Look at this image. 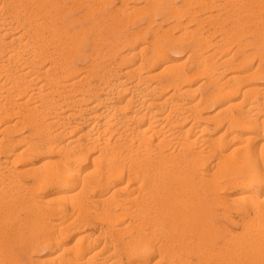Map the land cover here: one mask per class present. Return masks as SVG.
I'll list each match as a JSON object with an SVG mask.
<instances>
[{
	"label": "bare ground",
	"instance_id": "bare-ground-1",
	"mask_svg": "<svg viewBox=\"0 0 264 264\" xmlns=\"http://www.w3.org/2000/svg\"><path fill=\"white\" fill-rule=\"evenodd\" d=\"M3 1L0 0V2H1L0 3V52L2 51L4 53H6L5 52L6 48H9L8 49L9 52H8L7 58L4 57V53H1V54H3V56L0 55V76H5L4 77L5 81H4V79H2L3 81H1V82H3V83L0 82V87L3 88V86L6 87V86L10 85L7 88L8 93L5 92L4 94H5V96L7 94H8V96H10V99L8 100V102L10 104H12V106L6 107V108H8V109L5 108L6 110L1 109L2 112H0V116L3 118V116L6 117L9 115V117L12 118L13 115H11V111L18 109V107H17L13 110L12 109L14 107L13 105L16 104L17 106H24V107H26L25 105H27V108L29 111H26L27 108L25 109V111L28 112V114H27L28 117H26V115H22L21 116L22 117L21 122H28L31 124V126L34 125L33 129L37 130L40 126L38 127V125H36L35 123L37 121H39V120H37L38 119L37 115L41 114L42 111L40 110V108L42 106L41 107L38 106L39 111H41V112L38 111V108L36 106L39 102H36L37 104L35 106L33 105V107H31V106L29 107V104H30L29 102H30L31 97L34 95L35 96H41L43 98V101L40 100L41 101L40 103H43V104L45 103L47 106H48V104H52V103H50V100L45 97L48 95H46L47 92H45L44 85L48 84L47 85V87L49 86L48 89L49 90L51 89V92L52 91L54 92V90H52V89H55V92H56V89L57 90L59 89V85L61 84L60 82L62 81V78H64V77H66L65 79H68L67 81H70V82H68L69 87L74 85L75 83H78V86H76V84H75V88L76 87L78 88L80 86V90H81V92H79L80 96L78 98V101L75 102L76 104L74 107L70 106L72 104H70V105L68 104L71 102L67 103L68 107H67V105H65L67 107V110L70 108L75 109L76 105L79 101H81V102L82 101L83 102L84 101H87V102L92 101V102H91V104H89L90 106H88V107L84 106V104H83V107L84 108L86 107V109H88V111L91 112V114H89L90 117L87 118V116H88L87 115L88 113H87L86 114L87 116H84L82 118V121H80V119H77L78 122H76L74 119V121L76 123H71L72 124V125L70 124L71 128L69 127V128L65 129V130L68 129L70 132V129H73V128L76 129V127L77 128L83 127V125L87 122L88 123L87 130H85V132L83 130L84 136H88L87 138H85V140L88 139V141L86 140L87 143L86 142L85 143L80 142L81 140H79V138H80V134L82 133L81 132V133H78L79 137L76 135L77 136V137L75 136L76 138L75 137H73V138L71 137V139L68 138L69 141L67 139V141L65 143H62L60 145L56 144L55 140H49L48 141L46 139V142L47 141L50 142V143L47 142L48 144H45L46 142H44L43 144L40 142L41 144H38V142H35V140H34V142H35L34 144H32L33 143L32 142L30 144L31 146L30 145L28 146L29 143H27L26 146L24 145V147H22V149L19 150L17 148V146H15V144L12 143V142H14L13 140H12V142L11 141L8 142L6 140L8 143L5 144L4 143L5 141L3 140L5 138L0 137V152L2 150V153H3V151L6 153L4 158L0 157V176H3L5 173L4 172L5 170L2 167H7V168H11V166L13 167V165H15L17 160L20 161V160L24 159L26 157L27 153L31 154V152L29 153V150L32 151V153H33L34 151L39 152L40 150L46 151L47 149L49 150V149H52L56 146V148H54V150H55V149H57V147L60 146L59 148L62 151V155H61L62 157H60V158L58 157L59 159H55V157L54 158L48 157L44 163L47 164V166H48V164H50L49 166H52V169H51V167L50 168L47 167V169L49 171L47 172L44 170L43 174L44 175L46 174V176H42L43 174L40 175V172H39L38 173L39 178L41 176V178L44 179V181H45V178H47V177H51V176H53V178H54V176H57V178L60 177V178H62L63 182L66 185L79 188L78 194L83 193V196L86 192H89V191H92V193L95 192V191H93V189H97V190L101 189L102 194L99 192H98L99 194H97V192L90 194V192H89V194L91 195L90 197L93 199L94 203L97 204L96 206L99 208V209H97V207H96V210L99 212V210L102 209V212H101V210H100V212H101V216L103 218L97 217V216L96 217L100 218L99 220H102V219L104 220V218L107 219L106 221L108 222V224L112 222L113 223V224H111L112 227L114 226L116 220H120V222H121V219H122V222H121L122 226L118 225L120 227H117L118 221L115 224L116 227L118 228V230H116V228H115V230L118 232V234H119V230H120V233H122V234H123V232L129 233V227H131V226H133V228L134 227L138 228V230L140 229L139 231L134 230V231H136L135 232L136 235L133 234L134 236L132 238L129 237L130 238V239H128L129 241L125 240L128 238V236L127 237L125 236L126 238L123 239V241H121L122 243L126 241L125 245L123 243V246H125V247L121 246L122 243L119 245L122 248H118L119 246L116 247L117 249L113 247V249L116 250L115 251L116 253H113V251H109V249H107L108 247L106 248L107 250L105 249V251H103L104 246L100 250H98L99 248L97 249L95 247H94L95 249H93L90 241L86 242V244H85L84 242L81 241L82 239H79L81 234L78 236V239L76 240L77 242H75V245H71L72 247L70 246V248H67V246H69V245L61 246L60 241L62 239L59 240L60 236H57V237L55 236L56 238L55 237L51 238V241L53 242V244L55 246H58V247L61 246L62 247V249L59 250L58 254L55 253L57 256V259L60 258L59 264H61L62 262L64 264H144V263L146 264L147 261H149L150 259L149 260L144 259L143 256H145V254L148 253L150 250L151 251L153 250L152 248L155 245V242H153L154 245L151 243L150 240L152 238L150 239L147 237L151 233H149L148 230H146L148 232V234H147V232L143 231V230H145L143 228H145V226H148V225L151 226V224H152L151 231H155L156 227L159 228L160 226L161 227L164 226L163 228H164V230L166 229V233H167L166 240L163 239V241H165V243L163 244L160 241V243L163 246H161L158 242V244L160 246L157 247V249L159 251V252L158 251L157 252L160 253V254H158V256H161L160 261L163 260L164 258H166V257H164V255L167 252L169 255L168 260H174L177 257V260H175V261L178 264H264V242L258 241L261 238L260 236L264 237V232H263L264 228L261 231L259 230L258 233H256L255 230H253L255 234L249 232V230H248L249 237L242 238V236L240 237V233L233 232L234 229L230 230L226 225H223V223L221 225V224L216 223L215 222L216 220L214 221V218L221 214L219 209L217 210L218 204L220 202H222L221 201L222 199L220 200L221 196L219 197V195H218V191H222V189L224 187H225V189H227L226 186H229L231 184H233V186H234L237 184L236 186H240V185L245 186V189L249 188L248 190H250L253 187L252 185H254V183H255V185L256 184L260 185L259 187L264 189V160H263L264 159L263 158L264 157V141H262L261 143H258V144L255 143L256 144V145H254L255 147H253V146L250 147L248 145L250 148H246L244 145V144H246L245 142H248V141H244V143L241 141L242 143H239V145L236 144V147L234 146L233 147L234 149L233 148L231 149L232 153H227V152L225 153L224 152V148H225L224 147L225 146L224 141L225 140H226L225 142L228 141V143H226V145H227L230 143L229 141H234L236 139L234 136H237V138L239 137V139L242 138L241 135L239 136L238 134H236V132H233L234 130L232 131V129H237L239 127H241V128L248 127V128H250L249 129L250 131H251V129H254V132L256 131L255 135L256 136L258 135L257 137L262 136V135H260L261 134L260 132L263 131V129H264V115H262L264 112V109H262L263 108V103H262L263 100L262 99H264V84H262L263 86L261 85L262 87H260L259 84H257L258 87H256V84H253V82L251 81V78L254 76H257L258 74H260V72L264 73V0H244L245 1L244 4L242 3L243 1H241V2L239 1L245 7L244 8L242 4H239L240 8H242V7L244 8V12L241 9L237 8L238 5H233L232 1L228 2L229 0L228 1L224 0L225 3L221 0H220L221 2L219 1L220 3L219 2L216 3L217 1L215 2V0H197L195 2H193V0H189V1H192L193 3H196V6H198L196 8H199L197 10L192 8L193 10L190 9L192 12L188 13V15H191V17L190 16L188 17L189 18L188 20H190V22L193 21L194 23H196V25H197L196 28L200 27L205 22H207V23L209 22L210 24H212V22H214L212 25L213 26L215 25L216 29H217L216 26H220V25L227 27V25H226L227 18L226 17H228V19L232 18L233 21L235 22V23L232 22V24L234 23V28L236 25L235 30H237V31H235L234 33H232V35H230L231 36L230 37L231 42L229 40H227V42H224V39L223 40L221 39L222 37L220 38L221 40L215 41L216 42L215 50H213L210 53L208 52L209 54L204 53V50L206 49V47L204 50H203V48L205 45H209L212 43L211 38H213V36H214V35L212 36L213 33H210L211 38H209L208 35H206V37H205V35L202 34L203 32L198 33L197 34L198 36L196 35L197 38L195 37L197 42L195 41L196 43L194 44L190 54L188 55V58L186 56L187 59H185V61H182V62L179 61V63L185 62L184 66H182V64H179L177 62H173L174 61V60H172L173 58L171 59V57L166 55V52H167L166 47L168 46V42L165 43L166 42L165 40H167V38L170 37V36L169 37L167 36L168 33H166V32L170 31L169 29L171 27H173L171 24H174V26H175V24L177 26L180 25V29L183 28L181 30L182 31L181 34H183V35L185 33L189 34V32L191 34L192 33L191 31L194 30L191 27H190L191 28V30H190V28L186 24H183L182 19L180 18V16L183 15L182 12L185 10V7H184V9H182V8H180V7H182V5H181L179 7L180 12H178L179 11L177 9L178 5L175 6L174 5L175 3L173 4V0H159V1H157V0H151L150 1L149 0V2L147 0L146 5L143 8L142 7L136 8L138 5L137 6L135 5L136 6L135 8H132V7L130 8L129 4H128V5H126L128 7H126L125 5L122 6L123 9L125 6L124 10L119 5L118 9L109 10L110 13L107 12L109 14L106 16L103 14L104 11L102 12V15L99 14L97 16L96 20L95 19L93 20L92 25L88 27V30L84 29L83 30L84 32H81V30H80L79 32H81V33H76L73 35V37L71 35V38H68V36H67L66 38L69 39V41H68L69 44H65V45H68L67 47H64L65 45L63 46L64 42L61 44L59 43L60 46H57V47L58 48L61 47V49L63 51H66V54L64 53L65 56L63 54V61L61 60V61L57 62V64L60 63V64H58V66L57 65H55V66L50 65V67L47 66L48 68L46 67V70L42 69L43 68L42 67L43 66L42 60L44 58V54H41L40 51L38 50V48L40 47L39 49L43 50V49H41V47H42L41 44L45 43V39H46V33L45 32H48L46 29H48V30L50 29L52 31L50 33L55 34L54 36H56V33L61 35V32L63 33V30L66 29V28H64L65 26H63L65 24H63V25L61 24L62 27H57L56 26L57 23L55 22L57 20H55V21L52 20L51 21V22H53L52 24H51V22L48 23L46 21L47 26H42L43 24L40 22V24H42L41 26H39V24H38L39 27L37 26V27H33V28L29 29L30 33H31V37H32V38L30 37V40L33 39V37H34L35 42L40 43V41L42 39L44 41L42 43H40L39 46H37V49L34 47V45L36 43L33 44L32 47L34 48V50H33L34 54H32V55L29 54V57H28V51H29L28 48L32 45L31 44L32 42L30 43L31 45H28L29 44L28 41L30 42V40H28V23L26 25L22 24L23 30H18V26L21 25L22 17H26V19H28V14H25L27 10H24V15H22L21 9L23 8L25 3L27 6V4L29 2H28V0H10V1L6 0L7 3L5 1L4 2ZM45 1L44 0L42 1L43 5H44V3H46ZM127 1H131V0H127ZM156 1H157V3H156ZM170 1L172 3H169ZM184 1H183V4H184ZM187 1H185V4L187 3ZM189 1H188V3L192 5V3ZM20 2H23L24 4L23 3L20 4ZM31 2H33V1H31ZM53 2L54 1H52L51 3H53ZM102 2H103V0H102ZM144 2H145V0H144ZM165 2H166V4H165ZM37 3H36V5H37ZM229 3H231L233 5V7ZM245 3H246V5H245ZM228 4H229V6H231L233 8V11L231 8L232 13L229 10V11H227V15H226V13H225L226 11L223 12L225 9L222 10V8H227V7L230 8L228 6ZM21 5H22V7H21ZM78 5H79V3H78ZM171 5L172 6L174 5L175 7H172ZM26 6H24V9H27ZM37 6H35V8L38 10ZM184 6H186V5H184ZM120 8L122 9V11ZM212 8H217L216 10L219 9L218 12L217 11L215 12L216 15L214 12L209 14V12H212L211 11ZM228 8L226 10H228ZM50 9H52V8H50ZM181 9H182V12H181ZM237 9H239V10L236 14ZM168 10H170V12ZM240 10H241V12H240ZM167 11L169 12L167 14L168 18L171 17L172 19H175L176 21L174 20L175 22L171 23V24H169V22H168V24H169V26H167L168 28H164V27H162L161 24H159L158 27L164 29L163 33L157 34L159 32H156L157 30H155L154 35H153L154 37H152L153 39L151 41L146 42V43H148L147 45L143 44L142 47H139L140 45H138V43L143 39L145 34H147V31H152V29H155L153 27L151 29L150 28L151 25H153V24L156 25L155 23H157V25H158L159 22H157V20H156V15H158V16H160V14L163 15L162 13H165V12L167 13ZM202 11H203V16L201 15L198 18L197 15L199 14V12H202ZM29 12H27V13H29ZM60 12H61V10H60ZM222 12L225 13V14H222L223 16L221 15ZM228 12H230V13H228ZM38 13H40V11ZM61 13H63V11ZM61 13H60V16L63 15ZM88 13H90V10H88ZM218 13L221 17H219ZM75 15L77 16V14H75ZM139 15H141V16L143 15V18H144V16H146L145 19L147 20V23H146L147 26H142V27H138L135 29V28H133V22L136 20V18ZM216 16L219 17V20H216V18H215ZM32 17L35 18L34 16H32ZM31 18H30V20H31ZM58 19H60V18H58ZM71 19H74V18L72 17ZM166 19H167V17H166ZM69 20H70V17H69ZM39 21H40V19H39ZM71 21H73V20H71ZM71 21H69L70 24H71ZM42 22H43V20H42ZM161 22H163V21L161 20ZM231 28H233V25ZM232 30L233 29H231V31ZM226 31H228V30H226ZM231 31H229L230 34H231ZM64 32H66V31H64ZM71 32H69V33H71ZM74 32H77V31H73V33ZM73 33H71V34H73ZM86 33L88 36V40H89V36L92 35V40L90 43L92 45V47H91L92 52L90 53L92 55V58H91L92 61H91L90 65H88V63L86 64V65H88V68H90L88 71H86V74L83 72L84 74L80 75V77H82V75H83L84 78L87 80L86 82L84 81V83H83L84 79L83 80L80 78L78 80L76 78L74 79V77L76 75V70H77L76 66L77 65L76 64L74 65V63L72 62V59H73L74 54L76 53L75 52V46H77L79 43H81V41L84 40ZM190 34H189V36H190ZM9 35H10V39H7V37H9ZM172 35L173 34H171V36ZM179 35H180V33H179ZM179 35L177 36V38L182 36V35H180V36ZM224 35H223V37H225ZM246 35L251 36V38H249V37L244 38ZM62 36H63V34H62ZM62 36H59L60 39L62 38ZM56 38H58V37H56ZM60 39H58V40H60ZM185 39H187V38H185ZM215 40H217V39H215ZM56 42H57V40H56ZM44 46H45V44H44ZM137 46L140 49H138ZM212 46L213 45H211L210 47H212ZM32 47L30 49L31 51H32ZM46 47H47V45H46ZM129 47L131 48L130 51H128ZM179 47H180V45H179ZM233 47H235L234 52H233V50L231 51V49H233ZM249 47H253L256 50L252 49L250 51V50H248ZM42 48H44V47H42ZM47 49H45V50H47ZM137 49H138V51H137ZM125 50H127L128 52L126 51L127 53H125L124 52ZM59 52H62V51L60 50ZM30 53H33V52H30ZM80 53H81V51H80ZM219 53H220V55H219ZM217 54H218V56L215 57V55H217ZM256 54H257V56L260 57V58H258V60L259 59L260 60H259V65L257 64V66L255 67L254 62H253V59L255 57H253V55H256ZM107 55H108V57H105ZM52 56H54V55H52ZM131 56L132 57L138 56V57H140V60H138V62H136V65L128 66L129 68L124 69L125 71L123 70V72H125L128 75L126 77H130L129 74L131 75V73L134 74V79L129 78V79H131L130 80L131 85L129 86L127 84L128 87H126V86H124L125 84L122 85V83L126 79H124V81L123 80H117V79H119V77L116 78L115 76L118 73L117 72L118 68L116 71H114V70H115L116 66L119 64H126V65L130 64V65H132L133 62L131 61V58H132ZM192 56L194 57L195 61L191 67H188L189 68L188 69L185 64H186V61L188 59L190 60V57H192ZM210 57H212V58L213 57H215V58L220 57L222 59L220 62L230 64V66L226 65L227 67H225L226 69L228 68L231 70V73H230L229 77L227 78L228 80L226 81V83H224V82L221 83V85L220 84H214L212 86L211 90L209 92L207 91L208 93L205 96L201 95L200 98L198 96V99L189 98L190 96L187 94H190L192 91H195L194 89L191 88L190 85L192 82L191 78L193 76H195L196 74H204V75L209 74V76L211 78L210 81L216 82L215 81L216 76L214 74H212V71H211V73L208 72V67H210L211 65L209 64L210 62L208 63L207 58L210 59ZM14 58H16L17 59L16 61H19V63L22 62L21 63L22 65L18 64V65H20V67H18L17 70H15L16 68L13 69V70H15L13 72L11 69H8V66H9L8 64L11 63V62L10 63H8V62L11 59L13 61ZM101 58L102 59L105 58L103 64L100 60ZM107 58L109 60V61L107 60L108 62L106 61ZM215 58H213V61ZM183 60H184V58H183ZM210 61H212V60H210ZM218 62H219V60H218ZM14 63H15V61H14ZM104 63H106V64H104ZM54 64H56V63H54ZM214 64H216V63H214ZM161 65H163V67L160 68L162 70L161 71L159 70L157 73H155L156 72L155 69ZM212 65H213V63H212ZM218 65L220 66V64H218ZM216 66L217 65H215V67ZM77 67H80V66H77ZM82 67H83V65H82ZM84 67H86V66H84ZM223 67L224 66H222V68ZM225 68H223V70ZM209 69L211 70V68H209ZM221 69H220V71H222ZM226 69L224 70V72L225 71L227 72L228 69L227 70ZM9 70H11L12 72H10ZM120 71H121V69H120ZM216 71H218V70H216ZM220 71H219V73H220ZM213 72H214V70H213ZM40 73L44 74V76L46 77L47 84H45V83H42L43 85L37 84L38 85L37 87H35L36 85L34 84L35 86L32 87L33 88V90H32L31 87L29 86V84H27L29 82L28 77L31 75H32V77H33V75L36 77H40L39 76ZM215 74H217V73H215ZM220 74H219V77H220ZM204 75H201V76H204ZM90 78H95L94 79L95 81L93 82L91 80H88ZM70 79H72V82ZM208 79H209V77H208ZM217 79H218V77H217ZM32 80H30V83H32L34 81V80L33 81ZM74 80H76V81H74ZM151 80H156V81L154 82ZM204 80L205 79H203V81ZM150 81L154 82V84L149 85ZM127 82H129V81H127ZM57 84H59L57 86L58 88L55 87ZM65 84L63 83L62 86H64ZM121 86H123V87H121ZM27 87H28V89H31V91H33V92H30V93H32L31 94L32 96L28 95L29 98L28 97L24 98L22 96L23 98H21L19 100L20 102L19 101L17 102V100H15L18 96L15 97V99H13L14 94H18V93L22 94V92H25V89H27ZM62 88H64V87H62ZM165 88L169 89V95L167 97L165 96L166 98L164 100H162V98L157 99V98L153 97V94L155 96L157 93L163 92V89L165 91L166 90ZM49 90H46V91H49ZM71 90L72 89H70V91ZM77 90H79V88ZM2 91H3V89H2ZM27 91H29V90H27ZM72 91H74V90H72ZM238 91L240 93H243L244 96L242 95V99H243L242 102L243 103L246 102L248 104L247 105L248 109L247 110L245 109L246 112H244V111L239 112L240 114L238 113V115H235L234 112L231 113L230 107L232 106V104H231L230 100H231L232 94H234ZM57 92L59 93V92H61V90H59ZM62 92L60 93V95L62 94ZM65 92H68V91L66 90ZM74 92H71V93H74ZM122 92H125V93L130 92V93H128V95H131V96L127 97L128 99L123 98L126 101L124 103H122V101L120 100L121 94L124 95V93H122ZM28 93L26 92V94H28ZM36 93H39V94L37 95ZM75 93H78V91ZM176 94L179 95V97L177 99L174 98V96ZM250 94L251 95L255 94V96L251 97ZM60 95H59V97H60ZM63 95H64V93H63ZM157 95H159V94H157ZM185 95H187L189 97H186ZM260 95H261V98L263 97L262 99L259 98ZM49 96H51V95H49ZM76 96H78V95H76ZM64 97H65V95H64ZM123 97H125V96H123ZM176 97H177V95H176ZM33 98L37 99L38 97L37 98L33 97ZM52 98H53V95H52ZM75 99H76V97H75ZM4 100H6V99H4ZM13 100H15V102H13ZM64 101L66 102L65 98H64V100L61 99L60 104L64 105ZM70 101H72V100H70ZM169 101L171 102L170 105L168 104ZM31 102H33V99H31ZM53 103H54L53 105L59 106V109L61 110V112H62V108H63V110L66 109V108H64L65 106L64 107L61 106L62 108H60V105L57 102L56 103L53 102ZM5 104L6 103L3 102L1 105H5ZM236 104H238V103H236ZM39 105H41V104H39ZM99 105H102L101 109L99 108L98 109L99 111L95 110L97 108V106H99ZM217 105H218V108H216L217 110L215 109L216 111H213V113L214 112L215 113L211 114L210 116L206 115L207 117H205L203 119H206V118L212 119L215 124L219 123L220 121L221 122L223 121L227 125V127L225 129V126H226L225 125L224 131H219L220 135L219 134L216 135L217 137L212 135L213 136L212 137L210 135H206V133L210 132L209 131L211 129L210 127L206 126V124L198 125L197 119L205 116L204 115L205 113L204 112H203L204 114L200 113L198 116L195 115V117L193 115L196 114L200 110L205 111L206 108L210 109L211 107L217 106ZM147 106H150V108H152V109H147ZM50 107H52V106L50 105ZM50 107H48V108H50ZM181 107L187 108L189 110L188 111L189 113L192 112L191 114H193V112H194V114L192 116H193V120H196V121L189 119L191 116L187 115V111L185 108H184V110H185L186 114L184 116H182V118H179L178 110L182 111V109H180ZM239 107H241V106H239ZM36 108H37V110H36ZM55 108H57V106H55ZM77 109H78V113H81V111L79 112V107ZM83 109L80 107V110H83ZM42 110H43V108H42ZM15 111L17 112V110H15ZM20 111H18V112H20ZM25 111H22L21 113H23ZM37 111L39 112V114ZM44 111L45 110H43V113H45ZM49 111H51V110H49ZM55 111H58V110L55 109ZM250 111L251 112L253 111L252 112L253 114ZM1 113H2V115H1ZM17 113H15V115ZM66 113H68V112H66ZM69 113H70V115H73V112H69ZM78 113H76V114H78ZM46 114H47V112H46ZM74 114H75V111H74ZM181 114H182V112H181ZM18 115H20V114H18ZM65 115H67V114L64 113V116H62V118L68 116V115L67 116H65ZM174 115H175V118H174ZM40 116H42V115H39V117ZM44 116H46V115L44 114ZM1 117H0V121H1ZM54 117H56V116H54ZM16 119H19V118H16ZM57 119L58 118H56V120ZM182 119H184L183 122L187 119L191 120L193 122L189 121L191 123L188 122V124H186L185 122H187V121H185L184 123H182V121H181ZM51 120L50 121L53 122L55 120V118H53ZM61 120H59L57 122L61 123L60 122ZM200 120H202V119H200ZM16 121L20 122V120H16ZM54 122H56V121H54ZM62 122H64V121H62ZM179 122H181V125H179L180 124ZM221 122H220V125L222 124ZM47 123H48V121H47ZM69 123L70 122H68L67 125H69ZM206 123H207V121H206ZM3 125H4V123H3ZM203 125H205V126H203ZM223 125L224 124H222L221 126H223ZM13 126L14 125H8V127H6V125H5V128H7V132H8V130H10V127L12 128ZM20 126H18V127H20ZM23 126H24V124H23ZM41 126L45 128V126H43V125H41ZM65 126H66V124H64L63 128H65ZM215 126L216 125H214V127ZM15 127H13V128H15ZM18 127H17V129H18ZM40 128L38 131L42 130ZM47 128H48V126H47ZM74 129H73V131L71 130L72 133L75 131ZM239 129H237V130H239ZM4 130H3V132H4ZM65 130H63V131H65ZM244 130H246V129H244ZM55 131L58 133L57 130H55ZM43 132H45V131H43ZM51 132H49V133H51ZM59 132H60V130H59ZM69 132H65L66 133L65 135H67V133H69ZM252 132H253V130H252ZM4 133H6V131ZM40 133H41V135L40 134L39 135L41 136V138H42V136L43 137L46 136L45 138H49V135L47 136L45 133H42V132H40ZM47 133H48V131H47ZM60 133L62 135L64 132H60ZM69 134H71V133H69ZM211 134H212V132H211ZM55 135L58 136V134H56V133L54 134V136L51 134L52 137H56ZM82 135H83V133H82ZM242 135H243L242 139H246V140H249L252 136V134H250L251 136L249 135L250 137L248 135H246L247 137H244L245 136L244 134H242ZM255 135L253 134V137L251 139L253 140L255 138V141H256L257 138ZM1 136H3V135H1ZM1 138H2V140H1ZM20 140L22 141L21 138H20ZM58 140H60V139H58ZM18 141H19V139H18ZM43 141H44V139H43ZM61 141L62 140H60V142ZM56 142H58V141H56ZM240 144H243L244 146H242ZM250 145H251V142H250ZM241 147H245L246 149L244 150V148H241ZM28 148H30V149H28ZM240 148L242 150H244L243 155L241 154L242 151L241 152L239 151L240 154L237 151V153H238L237 156L240 155V157L239 158L234 157L236 155V154L234 155V152L238 149L240 150ZM52 150H51V153H52ZM231 150H229V151L231 152ZM216 153L218 154L217 159L214 156V154H216ZM207 156H209V159H211V161H212V158H210V156L211 157L214 156L215 159L214 158L213 159L216 162L214 160L212 162L209 160L211 162V165H209ZM255 157H256L257 161H258V159L259 160L261 159V162H259L258 164L253 166V165L249 164V162L251 163V160L255 159ZM89 158L92 159L89 166L83 170H80L81 163L83 161L88 160ZM231 158H233V159L231 160ZM200 162H202L201 165H199ZM213 162H215V163H213ZM42 166L45 167V165H43V164H42ZM1 168H2V170H1ZM15 168L13 167V169L12 168L11 169L14 170V172H17V169L15 170ZM33 168L32 169L30 168L31 171H33ZM213 169H214V172H213ZM34 170H35V168H34ZM41 170H42V168H41ZM219 170H220L221 174H220ZM9 171H7V173ZM24 171L27 172V170H24ZM36 171H34V172H36ZM12 172L13 171H11L10 175H8L9 173L8 174L5 173V175H8L7 176L8 179L6 180V182L0 181V200L2 199V201H0V202L7 200V201H9V202H7V205L9 206V208L13 207V209H14L17 207V203H15V201H13L11 197H14V195L16 197L19 194H16V192H15L16 190L14 189L15 188L14 186H13L14 188H12V189H14L13 192H11V189H10L11 185L9 184L10 188L8 186V183H10V182L13 183L14 179H15V181L17 180L16 179L17 174L14 176V174H13L14 172L13 173ZM217 172L219 174H216ZM216 175H218V177ZM214 176L217 178L220 177V180H222V179H224V180H222V182H221L220 180L215 179ZM3 177L5 178V176H3ZM41 178L38 179V181L40 182V185H42L41 182H43V180L41 181ZM38 181H37V183H39ZM220 182H221V185H220ZM17 183L15 182L13 184H17ZM44 184L45 183H43V185ZM25 186H27V185H25ZM220 186L222 188L219 190ZM28 187L30 188V186H28ZM38 187H40V186H38ZM111 187H113V188H111ZM230 188H231V186H230ZM261 188H259V190H255V189L252 190L251 192L253 194L247 193V194H245L244 197L247 196L246 199H248V197L256 199L255 197L259 196V198H260V196H261L260 194L262 193V190H260ZM26 189L27 188H25V190ZM30 189H32V188H30ZM245 189H244V192H245ZM23 192H20V193L23 194ZM219 194H221V193L219 192ZM63 195L64 194H62V196ZM223 196L227 197L225 194ZM64 197L65 198L71 197L70 199H72V197H74V195L68 194V196L64 195L61 198H64ZM87 197H88V194H87ZM87 197H86V199H87ZM244 197H240L239 199L240 200H241V198L244 199ZM24 198H23V200H24ZM232 198H234V196ZM232 198H230V200ZM237 198L235 200H237ZM9 199H11V200H9ZM39 199H41V198H39ZM262 199H264V196ZM19 200L21 201V199H19ZM58 200H59V198H58ZM61 201H62V199H61ZM249 201H251V200H249ZM262 201L264 202V200H262ZM217 202H218V204H217ZM253 202H256V201L253 200ZM5 204H2V205L4 206ZM30 204H29V206H30ZM68 204L70 206V203H68ZM216 204H217V206H215ZM228 204H230V202H228ZM233 204H235V203H233ZM261 204L262 203L260 202L258 205L260 206ZM25 205H26V203H25ZM37 205H38V203H37ZM219 205L221 206V204H219ZM254 205H255V203H254ZM0 206H1V204H0ZM8 206H7V208H8ZM222 206H225V205L222 204ZM259 206H257L256 209L259 208ZM263 206L261 205L262 210H260V208H261L260 207L259 209H257L258 210L257 212L255 211L256 209L254 207L250 206L251 209L249 211L247 210L248 212L246 213L247 218H245V216L243 215L239 218L240 221H236L238 217L236 219H232L230 221L232 223L239 224L242 221V219H244L242 222V223H244V225L242 227L247 231V229H249L253 225L260 223V221H264V208H263ZM74 207H75V203H74ZM74 207H73V210H74ZM225 207L228 208L227 206H225ZM225 207H223V208H225ZM7 208L5 211L8 210ZM70 208H72V206ZM234 208L236 210V207H234ZM241 208H243V207H241ZM252 209H255V210L253 211ZM1 210H2V208H0V219H1V222H3L2 216H4V213H6V212L1 211ZM3 210H4V207H3ZM231 210H233V209H231ZM251 210L253 212H250ZM79 211H80V209H79ZM13 212L14 211H12V213ZM17 213H18V211H17ZM76 213H78V210L76 211ZM223 213H224V215L226 214L225 211H223ZM60 214H62V213H60ZM9 215H11V214H9ZM224 215H222V216L220 215V216L224 217ZM9 217H11V216H9ZM29 217H30V215H29ZM62 218H64V217L62 216ZM37 220H38V223L41 222V221L39 222V219H37ZM23 221H24V219H23ZM109 221H111V222H109ZM7 222H9V221H7ZM34 222H35V219H34ZM46 222L49 223V221H45V223ZM57 222H59V221H57ZM63 222L65 225V221H63ZM18 223H21V222H18ZM45 223H44V225H45ZM59 223H61V222H59ZM3 224H4V222H3ZM3 224H0V236H1L0 237V255L3 253H6L7 255H5V256L8 257V255H9V257H8L9 259L7 258L8 259L7 262H6V260H4L5 261L4 262L3 261L4 258L1 257L2 260H0V261H2V263L4 262V264L5 263L6 264H17L13 260L14 258L12 255H13V253H15L17 251L16 248L18 245L17 244L18 241L22 242L23 239L25 240L26 236L28 237V233H25V229H24L25 227H23V226H26V224L25 225L23 224V226L22 225L19 226V225H17V223H15L19 227H14V228H12V227L10 228L9 227L10 225L8 226V224H4V225ZM118 224H120V223L118 222ZM1 225L3 227H1ZM233 225H235V224H233ZM21 226L23 228H21ZM52 226H53V224H52ZM44 227H46V226H44ZM47 227L50 228V226H48V225H47ZM69 227L68 228L66 227V228L69 230ZM59 228H60V225H59ZM66 228H65V230H67ZM104 228H106V227H104ZM257 228H259V227H257ZM100 229H102V228H100ZM113 229H114V227H113ZM126 229L128 231L125 232ZM68 230H67V232H68ZM131 230H132V228L130 229V231ZM71 231L72 230H70L69 234H71ZM100 231H102V230H100ZM112 231L115 232L116 236L118 235V234H116L117 233L116 231H114V230H112ZM112 231H110V229L108 230V232H112ZM156 231H157V229H156ZM160 231H159V233H160ZM251 231H252V228H251ZM105 232L104 233L107 234V231H105ZM100 233H102V232H100ZM153 233H152V235H153ZM250 233L252 235H250ZM25 234H27V235H25ZM55 234H58V232L56 233V231H55ZM46 235H48V234H46ZM102 235H104V234H102ZM162 235H163V233H162ZM97 236H98V234H97ZM145 236H146V239L143 238ZM157 236H159V235H157ZM257 236L260 237L258 240H257V238H258ZM30 237H32V236H30ZM62 237H63V235H62ZM104 237H106V235H104ZM107 237L109 238V236H107ZM151 237H153V236H151ZM222 238H224L225 241H223L221 243ZM27 239L28 238H26V240ZM32 239L29 242H32ZM49 239H47V240H49ZM143 239H145V240H143ZM147 239H148V241H146ZM105 240L107 241L108 239L106 238ZM110 240H111V238H110ZM38 241H40V240H38ZM79 241H81V242H79ZM142 241H145V242H142ZM24 242H22V243H24V245L26 247L27 242L26 241H24ZM35 242H37V240H35ZM110 242L112 243V241H110ZM148 242H150L151 244ZM37 244H39V243L37 242ZM158 244H156V245H158ZM106 245L107 244H105V246ZM108 245H109V243H108ZM25 247H24V250H25ZM27 247L29 248V246H27ZM44 247H45V245H44ZM101 247H102V245H101ZM259 247H261L262 250H259L258 249ZM21 248H23V246H21ZM91 248H92L93 253L91 252L92 254L89 255L86 252H87V250H89ZM155 248H156V246H155ZM15 249H16V251H15ZM157 249H155V250H157ZM257 249L259 251H257ZM192 251H193V254L195 255V258H194L195 260L192 258L193 254H190L191 256L188 254ZM111 252L113 253L114 256H112ZM153 254H154V252H153ZM96 255H97L98 259H97ZM124 256H126V259H124L125 258ZM29 257H31V256H29ZM32 257H33V255H32ZM109 257H112L114 260L112 258H109ZM94 258H96L97 260ZM108 258L111 260V262H109V263H108V260H109ZM146 258H148V256ZM30 259L32 260V258H30ZM45 259H43V260H45ZM154 261L159 262V261H157L156 258ZM171 262H173V261H171ZM154 264H155V262H154ZM170 264H173V263H170Z\"/></svg>",
	"mask_w": 264,
	"mask_h": 264
},
{
	"label": "rangeland",
	"instance_id": "rangeland-1",
	"mask_svg": "<svg viewBox=\"0 0 264 264\" xmlns=\"http://www.w3.org/2000/svg\"><path fill=\"white\" fill-rule=\"evenodd\" d=\"M1 1H3V0H1ZM6 3H7V1L6 0H4ZM3 1V2H4ZM10 1V0H9ZM8 1V2H9ZM31 1H33V2H31ZM43 0H28V4H27V6H26V3L24 4L23 2H20V4L21 3H23L24 4V6H26V8L27 9H24V6H23V10L21 9V13H22V15H24V10H27L26 11V13L25 14H28V19H26V17H22V19H21V25H19L18 26V30H23V25H26L27 23H28V40H30V37H31V33H30V30L29 29H31V28H33V27H37L38 26V24H39V26H41L42 24V26H47L46 25V23L48 22V23H50L52 20L53 21H55V20H57V21H55L56 23V26L57 27H62V25L63 24H65V25H63V26H65L64 28H66L65 30H63V33L61 32V35L60 34H57L56 33V36H54L55 34H51L50 32H52L50 29L48 30V29H46L48 32H45L46 33V39H45V43H42L44 40L42 39L41 41H40V43H42L41 44V46L42 47H44V48H42L41 47V49H43V50H40L39 48H38V50L40 51V53L41 54H44V58H43V70H46V67L47 66H49L50 67V65H53V66H55V65H57L58 66V64H60V63H58L57 64V62H59V61H63V54L65 53L66 54V51H63L62 49H61V47H57V46H60V44L61 43H63L64 42V44H63V46L65 45V44H69V39H67L66 37L68 36V38H71V35H72V37H73V35L74 34H76V33H81V32H84L83 30L84 29H87L88 30V27L89 26H91L92 25V22H93V20L95 19L96 20V18H97V16L100 14V15H102V12H103V14L106 16V15H108L110 12H109V10H114V9H118L119 8V5H120V7H122L123 5H128L129 4V7L131 8H135L137 5L139 6H137L136 8H140V7H144L145 5H146V2H147V0H145V2H144V0H131V1H127V0H103V2H102V0H44L46 3H44V5H43V2H42ZM50 1V2H49ZM52 1H54L53 3H51ZM110 1V2H109ZM151 1V0H150ZM157 1H159V0H157ZM157 1H156V3H157ZM183 1L184 0H173V4L176 6V5H178L176 8L179 10L180 8H182V9H184V7H185V10L182 12V9H181V12H182V14L183 15H181L180 16V18L182 19V22H183V24H186L189 28L191 27L192 29H194V30H192L191 32V34H190V32H189V34H190V36H189V34H187V33H185L184 35L183 34H181L182 33V29L183 28H181L180 29V25H176L175 24V26H174V24H171V23H174L176 20L175 19H172L170 16V18H168V16H167V14L170 12V10H168L167 11V13L165 12V13H162L163 15H161L160 14V16H158V15H156V20H157V22H159L158 23V25H157V23H155L156 25H151V29H152V27L153 28H155V29H152V31H147V34H145V36L143 37V39L138 43V45H140L139 47H142L143 46V44L145 45H147L148 43H146V42H148V41H151L153 38L152 37H154L153 35H154V32H155V30H157L156 32H159V33H157V34H161V33H163V28H160V27H158L159 26V24H161L162 25V27H164V28H168L167 26H169V24H171L173 27H171L169 30L170 31H167L166 33H168L167 34V36L169 37V38H167V40H165L166 42L165 43H167L168 42V46L166 47V55H168L169 57H171V59L172 60H174L173 62H177V63H179V61H185V59H187L188 58V55L190 54V52H191V50H192V48H193V46H194V44L197 42L196 41V38H197V34L198 33H202L203 35H205V37H206V35H208L209 36V38H211V34L210 33H213L212 34V36H213V38H211L212 39V43L211 44H209L210 46L211 45H213L212 47H210L209 45H203L204 46V48H203V50L205 49V47H206V49L204 50V53H210V52H212L213 50H215V47H216V42L215 41H218V40H223L224 39V42H227V40H229L230 42H231V39H230V35H232V33H234L235 31H237V30H235L236 29V25H235V28H234V21H233V19L232 18H230V19H228V17H226L227 18V20H226V25H227V27L226 26H223V25H220V26H216L217 27V29L215 28V25L213 26L212 24L214 23V22H212V24H210L209 22L207 23V22H205V23H203L200 27H197L196 28V23H194L193 21H191L190 22V20H188L189 18V16L191 17V15H188V13L189 12H192L191 10H193V9H199V8H196V7H198V6H196V3H193V2H195V1H197V0H193V2L192 1H189V2H191L192 3V5L191 4H189L188 3V1L187 0H185V1H187V3L185 4V1H184V4H183ZM217 1V2H216ZM220 0H215V2L216 3H218ZM221 1H223L224 2V0H221ZM220 1V2H221ZM228 1V0H227ZM226 1V2H227ZM232 1V3H233V5H238V7L237 8H239V9H241L243 12H244V0H229L228 2H231ZM236 1V2H235ZM241 1H243L242 3H240ZM37 3V5L39 6H37L36 5V3ZM95 2V3H94ZM148 2H149V0H148ZM181 2V3H180ZM219 2V3H220ZM222 2V3H223ZM1 3V2H0ZM56 3V4H55ZM78 3H79V5H78ZM98 5H97V4ZM121 3V4H120ZM127 3V4H126ZM169 3H172L171 1L169 2ZM225 3V2H224ZM235 3V4H234ZM22 4V5H23ZM101 4V5H100ZM116 4V5H115ZM134 4V5H133ZM142 4V5H141ZM165 4H166V2H165ZM189 4V5H188ZM229 4H231V3H229ZM229 4H228V6H229ZM239 4H242L243 5V7L242 8H240V5ZM22 5H21V7H22ZM96 5V6H95ZM136 5V6H135ZM172 6V7H175V6ZM182 5V7H180ZM184 5H188L187 7L186 6H184ZM232 5V4H231ZM233 5H232V7H233ZM241 5V6H242ZM245 5H246V3H245ZM35 6H37V8H38V10L35 8ZM49 6V7H48ZM63 6V7H62ZM125 6H124V9H125ZM166 6V5H165ZM48 7V8H47ZM69 7V8H68ZM115 7V8H114ZM117 7V8H116ZM126 7H128V6H126ZM180 7V8H179ZM230 8H228V10H226L227 8H222V10L223 9H225L223 12H225L226 13V15H227V11H231V6H229ZM50 8H52V9H50ZM60 8V9H59ZM193 8V9H192ZM36 9V10H35ZM121 9V8H120ZM122 9H123V7H122ZM122 9H121V11H122ZM123 9V10H124ZM191 9V10H190ZM217 8H212V12H209V14L210 13H215L216 11L218 12L219 11V9L218 10H216ZM236 9V8H235ZM239 9H237V11H236V14H237V12H238V10ZM60 10H61V12L63 11V13H61L60 12ZM88 10H90V13H88ZM188 10V11H187ZM214 10V11H213ZM241 10H240V12H241ZM23 11V12H22ZM30 11V12H29ZM40 11V13H38ZM163 11V10H162ZM232 11H233V8H232ZM232 11H231V13H232ZM27 12H29V13H27ZM32 12V13H31ZM44 12V13H43ZM58 12V13H57ZM65 12V13H64ZM107 12H109V13H107ZM178 12H180V10L178 11ZM221 13V15L222 14H225V13ZM242 12V13H243ZM34 13V14H33ZM36 13V14H35ZM60 13L61 14H63L62 16H60ZM185 13V14H184ZM228 13H230V12H228ZM75 14H77V16L75 15ZM36 15V16H35ZM81 15V16H80ZM170 15V14H169ZM180 15V14H179ZM188 15V16H187ZM203 16V11L202 12H199V14L197 15V17L199 18L200 16ZM215 15H216V13H215ZM218 15H219V13H218ZM225 15V16H226ZM26 16V15H25ZM32 16H34L35 18H31ZM38 16V17H37ZM60 16V17H59ZM80 16V17H79ZM85 16V17H84ZM140 16V17H139ZM137 18H136V20L133 22V28H138V27H142V26H147V20L145 19V17L146 16H144V18H143V15L141 16V15H139ZM223 16V15H222ZM69 17H70V20H69ZM74 18V19H71V18ZM166 17H167V19H166ZM219 17H221L220 15H219ZM219 17H215L216 18V20H219ZM233 17V16H232ZM30 18H31V20L33 21H31L30 20ZM58 18H60V19H58ZM78 18V19H77ZM164 20H163V19ZM223 18V17H222ZM39 19H40V21H39ZM141 19V20H140ZM29 20V21H28ZM42 20H43V22H42ZM71 20H73V21H71ZM161 20L163 21V22H161ZM175 20V21H174ZM215 20V19H214ZM36 21V22H35ZM47 21V22H46ZM69 21H71V24L69 23ZM230 21V22H229ZM35 22V23H34ZM40 22L42 23V24H40ZM73 22V23H72ZM168 22H169V24H168ZM185 22V23H184ZM187 22V23H186ZM232 22H234L233 24H232ZM53 22H51V24H52ZM23 24V25H22ZM33 24V25H32ZM62 24V25H61ZM70 24V25H69ZM192 24V25H191ZM69 25V26H68ZM190 25V26H189ZM195 25V26H194ZM211 25V26H210ZM232 25H233V28H231L232 27ZM38 26V27H39ZM67 26V27H66ZM185 26V25H184ZM203 26V27H202ZM80 27V28H79ZM158 27V28H157ZM194 27V28H193ZM225 27V28H224ZM71 28V29H70ZM191 28H190V30H191ZM215 28V29H214ZM75 29V30H74ZM150 29V30H151ZM221 29V30H220ZM230 29V30H229ZM231 29H233L232 31H231ZM81 30V32H79ZM172 30V31H171ZM189 30V29H188ZM189 30V31H190ZM199 30V31H198ZM202 30V31H201ZM226 30H228V31H226ZM64 31H66V32H64ZM72 31V32H71ZM73 31H77V32H74L73 33ZM181 31V32H180ZM208 31V32H207ZM218 33H217V32ZM220 31V32H219ZM229 31H231V34H230V32ZM69 32H71V33H73V34H71V33H69ZM207 32V33H206ZM216 32V33H215ZM225 32V33H224ZM229 32V33H228ZM69 33V34H68ZM173 34L172 36H171V34ZM178 33V34H177ZM179 33H180V35H182L181 37H179V38H177V36L179 35ZM228 35H227V34ZM62 34H63V36H62ZM67 34V35H66ZM170 34V35H169ZM176 34V35H175ZM220 34V35H219ZM225 34V35H224ZM62 36V38L64 39H60V37L59 36ZM179 35V36H180ZM188 35V36H187ZM192 35V36H191ZM195 35V36H194ZM197 35V36H196ZM218 35V36H217ZM223 35L225 36V37H223ZM48 36V37H47ZM184 36V37H183ZM220 36V37H219ZM56 37H58V38H56ZM190 37V38H189ZM196 37V38H195ZM222 37V38H221ZM227 37V38H226ZM251 38V36H249V35H246L244 38ZM32 38V37H31ZM86 38V39H85ZM185 38H187V39H185ZM221 38V39H220ZM226 38V39H225ZM7 39H10V35H9V37H7ZM34 37H33V39H31L30 40V42L28 41V45H31L29 48H28V57H29V54L30 55H32V54H34V48L32 47L33 46V44H35L34 45V47L37 49V46H39V44L40 43H38V42H35L34 41ZM58 39H60V40H58ZM150 39V40H149ZM166 39V38H165ZM185 39V40H184ZM215 39H217V40H215ZM55 40V41H54ZM56 40H57V42H56ZM91 40H92V35H90L89 36V40H88V36H87V33H86V35H85V37H84V40L83 41H81V43H79L77 46H75V54H74V56H73V59H72V62L74 63V65L76 64L77 66H80V67H77L76 66V75H75V77H74V79L76 78L77 80L80 78V79H84L83 80V83H84V81L86 82L87 80L84 78V76L82 75V77H80V75L81 74H86V71H88L90 68H88V65H90V63H91V61H92V55L90 54L91 52H92V45L90 44L91 43ZM226 40V41H225ZM48 41V42H47ZM196 41V42H195ZM32 42V43H31ZM47 42V43H46ZM84 42V43H83ZM31 43V44H30ZM53 45H52V44ZM56 43V44H55ZM59 45H58V44ZM44 44H45V46H44ZM46 45H47V47H46ZM83 45V46H82ZM179 45H180V47H179ZM55 46V47H54ZM68 45H65L64 47H67ZM172 46V47H171ZM31 47H32V51L30 50L31 49ZM46 47V48H45ZM53 47V48H52ZM57 47V48H56ZM138 46H137V48L138 49H140ZM171 47V48H170ZM48 48V49H47ZM184 48V49H183ZM234 48L235 47H233V49H231V51L233 50V52H234ZM9 48H6L5 49V52L6 53H4V52H0V55H2L3 56V54H1V53H4V57H6L7 58V55H8V52H9V50H8ZM45 49H47V50H45ZM77 49V50H76ZM130 47H129V50L128 51H130ZM138 49H137V51H138ZM252 49H254V50H256L255 48H253V47H249L248 48V50H252ZM62 51V52H59V51ZM190 50V51H189ZM4 51V50H3ZM43 53H42V52ZM57 51V52H56ZM80 51H81V53H80ZM127 50H125L124 52L125 53H127L126 52ZM230 51V52H231ZM30 52H33V53H30ZM49 52V53H48ZM147 52V51H146ZM186 52V53H185ZM46 53V54H45ZM58 53V54H57ZM87 53V54H86ZM208 53V54H209ZM54 55V56H52V55ZM65 54H64V56H65ZM46 55V56H45ZM52 57H51V56ZM219 55H220V53H219ZM91 56V57H90ZM186 56H187V58H186ZM216 56H218V54L217 55H215V57ZM239 56V55H238ZM3 57V58H4ZM55 57V58H54ZM61 57V58H60ZM105 57H108V55L107 56H105ZM132 57V56H131ZM137 57V58H136ZM134 56V57H132L131 58V61L133 62L132 63V65H130V64H128V65H126V64H119V65H117L116 66V68H115V70L114 71H116L117 70V68H118V73H117V75L115 76L116 78H118L119 77V79H117V80H123L124 81V79H126L123 83H122V85H124V86H126V87H128L127 86V84L130 86L131 85V79H129V78H132V79H134V74L133 73H131V75L129 74V76L130 77H126V76H128L125 72H123V70L124 69H126V68H129L128 66H133V65H136V62H138V60H140V57H138V56ZM215 57H213V58H215ZM253 57H255L254 59H253V62H254V65H255V67L257 66V64L259 65V60H258V58H260L259 56H257V54L256 55H253ZM54 58V59H53ZM139 58V59H138ZM183 58H184V60H183ZM213 58L212 57H210V59L209 58H207V61H208V63L211 65L210 67H208V72H210L211 73V71H212V74H214L215 76H216V78H215V81L216 82H211L210 81V76H209V74H196L195 76H193L192 78H191V80H192V82H191V88L192 89H194L195 91H192L190 94H187V95H189V96H187V95H185L186 97H189V98H192V99H198V96H199V98L201 97V95H206L210 90H211V88H212V86L214 85V84H220L221 85V83H226V81L228 80L227 78L229 77V75H230V73H231V70L230 69H226L225 67H227L228 65L230 66V64H227V63H222V62H220L222 59L220 58V57H217V58H215L214 59V61H213ZM52 59V60H51ZM65 59V58H64ZM110 59V58H109ZM136 59V60H135ZM17 59L16 58H14L13 59V61H12V59L8 62V63H10V64H8L9 66H8V69H11L13 72L15 71V70H17L18 69V67H20V65H18V64H21V63H19V61H16ZM101 60V62H102V64H103V62H104V60H105V58H101L100 59ZM108 60V58L106 59V61ZM189 60V59H188ZM186 61V67L188 68V67H191L193 64H194V57L192 56V57H190V60L189 61ZM210 60H212V61H210ZM218 60H219V62H218ZM14 61H15V63H14ZM56 61V62H55ZM105 61V62H106ZM109 61V60H108ZM107 61V62H108ZM258 61V62H257ZM106 62V63H107ZM213 63V65H212V63ZM14 63V64H13ZM54 63H56V64H54ZM88 63V65H86ZM106 63H104V64H106ZM184 63L185 62H183V63H179V64H182V66H184ZM214 63H216V64H214ZM220 64V66L218 65V64ZM222 64V65H221ZM225 64V65H224ZM22 65V64H21ZM82 65H83V67H82ZM215 65H217L216 67H215ZM227 65V66H226ZM15 66V67H14ZM84 66H86V67H84ZM219 66V67H218ZM222 66H224L223 68H225L226 70H227V72L225 73L224 72V70H223V68H222ZM122 67V68H121ZM136 67V66H135ZM163 67V65H161V66H159V67H157L156 69H155V73H157L159 70L161 71L162 69H160V68H162ZM214 67V68H213ZM16 68V69H15ZM48 68V67H47ZM209 68H211V70L209 69ZM222 68V69H221ZM13 69H15V70H13ZM82 69V70H81ZM120 69H121V71H120ZM189 69V68H188ZM218 70V71H216V70ZM220 69L222 70V71H220ZM11 70H9L10 72H12ZM210 70V71H209ZM213 70H214V72H213ZM8 71V72H9ZM125 71V70H124ZM219 71H220V73H219ZM9 72V73H10ZM78 72V73H77ZM84 72V73H83ZM122 72V73H121ZM224 72V73H223ZM43 73V72H42ZM42 73H40L39 74V76L40 77H36V76H34L33 75V77H32V75L31 76H29L28 77V80H29V82L27 83V84H29V86L31 87V89L33 90V86H35V87H37L38 85L37 84H42V83H45V84H47V79H46V77L44 76V74H42ZM116 73V72H115ZM122 75H121V74ZM215 73H217V74H215ZM220 74V77H219V74ZM201 75H204V76H201ZM78 76V77H77ZM126 78H125V77ZM201 76V77H200ZM3 77V78H2ZM5 76H0V82L1 81H3L2 79H4V81H5V78H4ZM208 77H209V79H208ZM214 77V76H213ZM212 77V78H213ZM217 77H218V79H217ZM35 81H33L32 79ZM44 78V79H43ZM66 77H64V78H62V81L59 83V84H57L55 87L56 88H58L57 86L59 85V89L57 90L56 89V92H55V89H52V90H54V92L52 91L51 92V89L49 90L48 89V87H47V85H44V88H45V92H47L46 93V95H48V96H45L46 98H48L49 100H50V103H52V104H48V106L44 103H40L41 101H43V98L41 97V96H35L34 94V96H32L31 94L32 93H30V92H33V91H31V89H28V87H27V89H25V92H22V94L20 93H18V94H14V97H13V99H15V97H17L15 100H17V102L21 99V98H26V97H28L29 98V96L28 95H31L30 97H31V99H33V102H31V99H30V104H29V107L31 106V107H33V105L35 106L37 103L36 102H39L36 106H37V108H38V106H42L41 108H40V110L42 111H39V108H38V111L39 112H41V114H39V112H38V114L39 115H42V116H40L39 117V115H37V117H38V119L37 120H39V121H37L35 124L36 125H38V127L40 128V129H42V130H40V131H38L39 130V128L37 129V130H35V129H33L34 128V125H32L31 126V124L30 123H28V122H21V116L22 115H26V117H28L27 116V114H28V112H26V111H29L28 110V108H27V105H25L26 107H24V106H17L16 104L15 105H13L14 107L12 108L13 110L15 109V108H17L18 107V109H15V110H17V112L18 111H20V112H16L15 110L14 111H11V115H13L12 116V118L11 117H9V115L8 116H6V117H4L3 116V118L1 117V121H0V137H2V138H5V139H3L5 142V144L6 143H8V142H12V140L14 141V142H12V143H14L15 144V146H17V148L19 149V150H21L22 149V147H24V145L26 146V144L27 143H29L28 144V146L32 143V144H34L35 142H38V144H43L44 142H46V139L49 141V140H55V143L56 144H62V143H65L66 141H67V139L68 138H70L71 139V137L73 138V137H75L76 135L79 137V135H78V133H83V135H82V133L80 134V138H79V140H81L80 142H86V140L88 141V139H86L85 140V138H87L88 136H84V132H85V130H87V127H88V123L86 124H84L83 125V127H80V128H77L76 127V129H74L75 131L72 133L71 132V130L73 131V129H70V132H69V130L67 129V130H65L66 128H69L72 124L71 123H76V122H78V120L77 119H80V121H82V118L84 117V116H87V118H89L90 117V115L89 114H91V112L90 111H88V109H86V107L84 108L83 107V104H84V106H90L89 104H91V102L92 101H79L78 103H77V105H76V108L74 109H71L70 107V109H68L67 110V107H68V104L70 105V104H72V105H70V106H72V107H74L75 106V102L76 101H78V98H79V96H80V93L79 92H81V90H80V86L78 87L79 88V90H77L78 88L76 87L75 88V84H76V86H78V83H75L74 85H72V86H68L69 84H68V82H70V81H67L68 79H65ZM220 78V79H219ZM95 78H90V79H88V80H91V81H95L94 80ZM203 79H205L204 81H203ZM253 79V80H252ZM256 79V80H255ZM30 80H32L33 82L32 83H30ZM71 80V82H72V79H70ZM213 80V79H212ZM220 80V81H219ZM225 80V81H224ZM66 81V82H65ZM74 81H76V80H74ZM127 81H129V82H127ZM151 81H156V80H151ZM149 82V85H151V84H154V82ZM203 81V82H202ZM251 81L253 82V84H256V87H258V85L257 84H259V86L260 87H262L263 85L262 84H264V73H261L260 72V74H258L257 76H254V77H252L251 78ZM41 82V83H40ZM210 82V83H209ZM1 83H3V82H1ZM63 83L66 85H64V86H62L63 85ZM130 83V84H129ZM204 85H203V84ZM35 84V85H34ZM203 86H202V85ZM32 85V86H31ZM43 85V84H42ZM262 85V86H261ZM8 86H10V85H8ZM8 86H6V87H4L3 86V88L2 87H0V112H2L1 111V109H5L6 107H11L12 106V104H10L9 102H8V100L10 99V96H8V92H7V88H8ZM46 86V87H45ZM62 87H64V88H62ZM69 87V88H68ZM121 87H123V86H121ZM195 87V88H194ZM75 88V89H74ZM197 88V89H196ZM199 88V89H198ZM2 89H3V91H2ZM6 89V90H5ZM68 91V92H65L66 90ZM70 89H72V90H74L75 92H77L78 91V93H75L74 91H70ZM166 89V88H165ZM27 90H29V91H27ZM46 90H49V91H46ZM59 90H61V92H62V94L60 95V93L61 92H57V91H59ZM65 90V91H64ZM77 90V91H76ZM166 91V92H165ZM164 91V89H163V92H160V93H157V94H159V95H155L154 96V94H153V97H155V98H157V99H161L162 98V100H164L168 95H169V89H166ZM208 91V92H207ZM5 92H7L6 94V96H5ZM26 92L28 93V94H26ZM71 92H74V93H71ZM4 95H3V94ZM25 93V94H24ZM50 93V94H49ZM58 93V94H57ZM63 93H64V95H65V97H64V95H63ZM70 95H69V94ZM122 93H124V95L123 94H121V98H120V100L122 101V103H124V102H126L125 101V99L127 98V97H129V96H131V95H128V93H130V92H127V93H125V92H122ZM196 93V94H195ZM201 93V94H200ZM12 94V95H13ZM37 95L39 94V93H36ZM78 95V96H76V95ZM16 95V96H15ZM49 95H51V96H49ZM52 95H53V98H52ZM59 95H60V97H59ZM176 95H177V97H176ZM175 96H174V98H178L179 97V95L178 94H176ZM193 95V96H192ZM242 95H243V93H240L239 91L238 92H236V93H234V94H232V96H231V104H232V106L230 107V109H231V113H233L234 112V114L235 115H238V113L239 112H246V110L248 109V107H247V103L246 102H242ZM21 96V97H20ZM23 96V97H22ZM73 96V97H72ZM123 96H125V97H123ZM157 96V97H156ZM166 96V97H165ZM244 96V95H243ZM250 96L251 97H254L255 96V94L254 95H251L250 94ZM8 99H7V98ZM33 97H38L37 99H34ZM55 97V98H54ZM59 97V98H58ZM63 97V98H62ZM72 97V98H71ZM75 97H76V99H75ZM164 97V98H163ZM239 97V98H238ZM6 99V100H4V99ZM57 98V99H56ZM64 98H65V100H66V102L64 101V105L62 104H60V101H61V99L62 100H64ZM68 98V99H67ZM71 98V99H70ZM74 98V99H73ZM123 98H125V99H123ZM259 98H261V95L259 96ZM263 98V97H262ZM261 98V99H262ZM72 100V101H70V100ZM128 99V98H127ZM15 100H13V102H15ZM41 100V101H40ZM56 100V101H55ZM239 100V101H238ZM241 100V101H240ZM263 101H262V103H263V108L262 109H264V99H262ZM59 101V102H58ZM229 101V100H228ZM237 101V102H236ZM6 103L5 105H1L2 103ZM20 102V101H19ZM53 102H57V103H59V105H60V108H62V107H64L65 105H67V107L65 106L64 108H66V109H64L63 110V108H62V112H61V110L59 109V106L58 105H53L54 103ZM68 102H71V103H68ZM66 103V104H65ZM68 103V104H67ZM236 103H238V104H236ZM39 104H41V105H39ZM74 104V105H73ZM168 104L170 105L171 104V102L169 101L168 102ZM45 105V106H44ZM50 105L52 106V107H50ZM79 105V106H78ZM5 106V107H4ZM55 106H57V108H55ZM62 106V107H61ZM79 107V112L81 111V113L83 114H81V113H78V107ZM239 106H241V107H239ZM24 107V108H23ZM48 107H50V108H48ZM80 107L84 110H80ZM101 107H102V105H99V106H97V108L95 109V110H97V111H99L98 109L100 108L101 109ZM152 107V106H151ZM245 107V108H244ZM27 108V109H26ZM37 108H36V110H37ZM42 108H43V110H45L44 112L45 113H43V110H42ZM184 108L185 107H181L180 109H182V111L180 110H178V116H179V118H182V116H184L185 114H186V112H185V110H184ZM216 108H218V105L217 106H213V107H211L210 109H205V111L204 110H200V111H198L196 114H194V112H193V114H191V113H189L188 111V109L187 108H185L186 109V111H187V115H190L191 117L189 118V119H191V120H193V116L195 117V115L196 116H198L200 113L201 114H204L205 116H203V117H201V118H199V119H197L198 120V125H202V124H206V126H208V127H210L211 129L209 130L210 132H208V133H206V135H210V136H216V135H220V132L219 131H224V126L226 125L223 121L221 122L222 124H224L223 126H221L220 125V122L219 123H214L213 122V120L212 119H203V118H205V117H207L208 115L210 116L211 114H214L213 113V111H216L217 109ZM241 110H240V109ZM243 108V109H242ZM6 109H8V108H6ZM5 109V110H6ZM25 109H26V111H25ZM47 109V110H46ZM55 109H57L58 111H55ZM147 109H152V108H150V106H147ZM216 109V110H215ZM246 109V110H245ZM49 110H51V111H49ZM60 110V111H59ZM71 110V111H70ZM73 110V111H72ZM184 110V111H183ZM211 110V111H210ZM22 111H25V112H23V113H21ZM65 111V112H64ZM74 111H75V114H74ZM77 111V112H76ZM88 111V112H87ZM260 111V110H259ZM263 111V110H262ZM36 112V111H35ZM46 112H47V114H46ZM57 112V113H56ZM66 112H73V115H70V113L68 114V113H66ZM181 112H182V114H181ZM204 112V113H203ZM251 112V111H250ZM253 112V111H252ZM251 112V113H252ZM255 112V111H254ZM14 113V114H13ZM15 113H17L16 115H15ZM25 113V114H24ZM49 113V114H48ZM56 115H55V114ZM64 113L65 114H67V115H65V116H67V117H64V118H62V116H64ZM76 113H78V114H76ZM88 113V114H87ZM230 113V112H229ZM237 113V114H236ZM18 114H20V115H18ZM44 114L46 115V116H44ZM59 114V115H58ZM62 114V115H61ZM87 114V115H86ZM180 114V115H179ZM240 114V113H239ZM242 114V113H241ZM253 114V113H252ZM262 114V113H261ZM1 115H2V113H1ZM4 115V114H3ZM58 115V116H57ZM77 115V116H76ZM82 115V116H81ZM193 115V116H192ZM207 115V116H206ZM262 115H264V112H263V114ZM54 116H56V117H54ZM71 116V117H70ZM75 116V117H74ZM8 117V118H7ZM43 117V118H42ZM46 117V118H45ZM74 117V118H73ZM189 117V116H188ZM7 118V119H6ZM16 118H19V119H16ZM53 118H55V120L54 121H56V122H51L52 120L51 119H53ZM56 118H58L59 120H61L60 122L61 123H59V122H57V121H59L58 119L56 120ZM72 118V119H71ZM174 118H175V115H174ZM4 119V120H3ZM20 120V122H18V121H16V120ZM44 119V120H43ZM51 121H50V120ZM72 121H71V120ZM74 119H75V121H74ZM98 119V118H97ZM196 119V118H195ZM200 119H202V120H200ZM13 120V121H12ZM183 120L184 119H182L181 121H182V123H184L185 121H187V122H185L186 124H188V122L189 121H191V120H185L184 122H183ZM200 120V121H199ZM47 121H48V123H47ZM62 121H64V122H62ZM66 121V122H65ZM193 121H196V120H193ZM193 121H191V122H193ZM206 121H207V123L209 124H207L206 123ZM10 124H9V123ZM15 124H14V123ZM51 122V123H50ZM68 122H70L69 123V125H67V123ZM191 122H189V123H191ZM201 122V123H200ZM3 123H4V125H3ZM7 123V124H6ZM13 123V124H12ZM24 124V126H23V124ZM57 123V124H56ZM180 124L179 125H181V122H179ZM22 124V125H21ZM26 124V125H25ZM45 124V125H44ZM64 124H66V126H65V128H63L64 127ZM71 124V125H70ZM212 126H211V125ZM5 125H6V127H8V125H14L13 127H15V128H11L10 127V130H8V132H7V128H5ZM21 125V126H20ZM41 125H43V126H45V128L44 127H42ZM56 125V126H55ZM63 125V126H62ZM214 125H216L215 127H214ZM18 126H20V127H18ZM47 126H48V128H47ZM55 126V127H54ZM74 126V125H73ZM203 126H205V125H203ZM17 127H18V129H17ZM51 127V128H50ZM60 127V128H59ZM226 127H227V125L225 126V129H226ZM45 130H44V129ZM63 130H65V131H63ZM71 128V127H70ZM222 128V129H221ZM240 128V129H239ZM239 128H237V129H239V130H237V129H232V131L233 132H236V134H238L239 136L241 135V137L243 138V135L242 134H244L245 136L244 137H247L246 135H250V134H252V136H251V138L253 137V134L255 135L256 133V131L254 132V129H251V131L249 130L250 128H248V127H243V128H241V127H239ZM248 128V129H247ZM5 129V130H4ZM242 129V130H241ZM244 129H246V130H244ZM2 130V131H1ZM3 130H4V132L6 131V133H4L3 132ZM35 130V131H34ZM55 130H57L58 131V133L55 131ZM59 130H60V132H64L62 135H61V133L59 132ZM83 130H84V132H83ZM217 130V131H216ZM249 130V131H248ZM252 130H253V132H252ZM43 131H45V132H43ZM47 131H48V133H47ZM53 133H52V132ZM14 132V133H13ZM36 132V133H35ZM38 132V133H37ZM40 132H42V133H45L47 136L49 135V138H45L46 136H42V138H41V133ZM49 132H51V133H49ZM65 132H69V133H71V134H69V133H67V135H65L66 133ZM211 132H212V134H211ZM216 132V133H215ZM218 132V133H217ZM252 132V133H251ZM58 134V136L57 135H55L56 137H52L51 136V134L54 136V134ZM60 133V134H59ZM240 133V134H239ZM261 134L260 135H262V136H259V137H257L256 135V141H255V138L252 140L251 138L249 139V140H246V139H242V138H240L239 139V137L237 138V136H234L233 138L235 139H233L234 141H229L230 143L229 144H227L226 145V143H228V141L227 142H225L224 141V152L226 153H232V148L235 146L236 147V144L237 145H239V143H244V141H248V142H245L246 144H244L245 145V147L246 148H250V147H255L254 145H256V144H258V143H261L262 141H264V129H263V131H261L260 132ZM40 134V135H39ZM44 134V135H45ZM1 135H3V136H1ZM43 135V134H42ZM61 135V136H60ZM65 135V136H64ZM60 136V137H59ZM65 138H64V137ZM67 136V137H66ZM76 136V137H77ZM212 136V137H213ZM249 136V137H250ZM254 136V137H255ZM18 137V138H17ZM26 137V138H25ZM59 137V138H58ZM75 137V138H76ZM217 137V136H216ZM2 138H1V140H2ZM17 138V139H16ZM20 138L22 139V141L20 140ZM52 138V139H51ZM54 138V139H53ZM60 139V140H62L61 142H60V140H58V139ZM62 138V139H61ZM18 139H19V141H18ZM27 139V140H26ZM31 139V140H30ZM38 139V140H37ZM42 141H41V140ZM43 139H44V141H43ZM57 139V140H56ZM232 139V138H231ZM8 142H7V141ZM34 140H35V142H34ZM40 140V141H39ZM230 140V139H229ZM239 140V141H238ZM252 140V141H251ZM47 141V142H48ZM56 141H58V142H56ZM68 141H69V139H68ZM242 141V142H241ZM16 142V143H15ZM41 142V143H40ZM45 143V144H48V143H50V142H48V143ZM250 142H251V145H250ZM87 143V142H86ZM249 143V144H248ZM256 143V144H255ZM37 144V143H36ZM55 144V145H56ZM240 145H242V146H244L243 144H240ZM247 145V146H246ZM250 147H249V146ZM31 146V145H30ZM58 146V145H57ZM228 148H227V147ZM60 147V146H59ZM59 147H57V149H55L54 150V148H56V146L54 147V148H52V149H47L46 151H42V150H40L39 152H33L32 153V151H30L29 150V153L31 152V154H28L27 153V155H26V157L24 158V159H22V160H17V162L15 163V165H13V167L15 168V170L17 169V172H14V170H12L13 169V167L11 166V168H7V167H2L5 171V173H7V171H9L7 174L8 175H10L11 174V171H13L12 173L14 174V176L17 174V176H16V181H15V179H14V181H13V183H17V184H13L12 182H10V183H8V186H9V188H10V185H11V192H13L14 191V189L16 190L15 192H16V194H19L18 196H16L15 197V195H14V197H11L12 198V200L13 201H15V203H17V207L16 208H14L13 209V207H10L9 208V206L7 205V202H9V201H7V200H4L3 202H0V204H1V206H0V208H2V210L1 211H5L6 210V208H7V206H8V210L7 211H5L6 213H4V216H2L3 218H2V221L4 222V224H8V226L11 228H14V227H19L20 225H22L23 226V224L25 225L26 224V226H23V227H25L24 229H25V233H28V237L26 236V238H28L27 240H26V238H25V240L23 239L22 240V242H24V241H26L27 243H26V247H25V245H24V243H22L21 241H18V245L20 244L21 246H23V248H21V246L19 245H17V251H16V249H15V253H13V260L17 263V264H59L60 262V258L59 259H57V256H56V254L55 253H57L58 254V252H59V250H61L62 249V247L61 246H67V245H69V246H67V248H70V246L71 245H75V242H77L76 240L78 239V236L81 234V236H80V238L79 239H82L81 241L82 242H84L85 244H86V242H91V245H92V248L93 249H95V248H99L98 250H100V249H102L103 248V246H104V248H103V251H105V249L107 248V249H109V251H113V253H116L115 251V249H113V247L114 248H116L117 246H119L122 242L121 241H123V239H125L127 236H128V238L127 239H125V240H128V239H130V238H132L134 235L133 234H135V232L136 231H139L138 230V228H133V226H131V227H129V233L128 232H126V231H128L127 229L125 230V232L126 233H124L123 232V234L122 233H120V230H119V234H118V232L116 231V230H118V228L117 227H120V226H122V219H121V222H120V220H116V222L118 221L120 224H118V222H117V227H116V222H115V224H114V229H113V227H112V225L111 224H113L111 221H109V222H111V223H109L108 224V222L106 221L107 219H105L104 218V220L102 219V220H99L100 218H97V217H101V218H103L102 216H101V212H102V209H100L101 210V212H100V210H99V212L96 210V205L97 204H95L94 203V201H93V199L90 197L91 195V193H92V191H89L90 192V194H89V192H86L85 194H84V196H83V193L81 194H78V190H79V188H77V187H73V186H69V185H66L64 182H63V180H62V178H60V177H58L57 178V176H54V178H53V176H51V177H47V178H45V181H44V179H42L41 178V176H40V178H41V181L43 180V182H41V184L42 185H40V182L38 181V179H40L39 178V172H40V175H42L43 173H44V170L45 171H49L48 169H47V167H51V169H52V166H49L50 164H48V166H47V164H45L44 162L46 161V159L48 158V157H52V158H54L55 157V159H59L60 157H62L61 155H62V151L60 150V148ZM245 147H241V148H244V150L246 149ZM240 148V150L238 149V150H236L235 152H234V157H236V158H239L240 157V155L239 156H237L238 155V153H239V151L241 152V154L243 155V152H244V150H242ZM28 149H30V148H28ZM226 149V150H225ZM234 149V148H233ZM51 150H52V153H51ZM57 150V151H56ZM229 150H231V152L229 151ZM42 151V152H41ZM56 151V152H55ZM237 151H238V153H237ZM58 153V154H57ZM5 152L3 151V153H2V150H1V152H0V157L1 158H4V156H5ZM57 154V155H56ZM240 154V153H239ZM214 156L216 157V159H217V157H218V154L216 153V154H214ZM211 157L210 156V158H212V161L215 159V157ZM59 157V158H58ZM214 158V159H213ZM264 158V157H263ZM90 159V160H89ZM88 160H86V161H83L82 163H81V165H80V170H83V169H85L86 167H88L89 166V164L91 163V158H89ZM206 159V158H205ZM204 159V160H205ZM207 159H208V163H209V165H211V159H209V156H207ZM233 158H231V160H232ZM211 162H210V161ZM264 160V159H263ZM206 161V160H205ZM215 161V160H214ZM216 162V161H215ZM215 162H213V163H215ZM259 162H261V159L259 160L258 159V161H257V159H256V157H255V159H253V160H251V163L249 162V164H251V165H256V164H258ZM199 163V162H198ZM42 164L43 165H45V167L44 166H42ZM202 164V162H200V164L199 165H201ZM87 165V166H86ZM25 166V167H24ZM29 168H28V167ZM42 166V167H41ZM10 167V166H9ZM35 168V170H34V168ZM37 167V168H36ZM2 168H1V170H2ZM23 170H22V169ZM25 168V169H24ZM33 168V171H31V169ZM40 168V169H39ZM41 168H42V170H41ZM7 169V170H6ZM38 169V170H37ZM211 169V168H210ZM216 169V168H215ZM24 170H27V172H25ZM37 170V171H36ZM41 170V171H40ZM23 171V172H22ZM34 171H36V172H34ZM213 172H214V169H213ZM212 172V173H213ZM219 172H220V170H219ZM5 173H4V175L3 176H5V178L3 177V176H0V181L2 182V181H5L6 182V180L8 179V175H5ZM22 173V174H21ZM37 173V174H36ZM20 174V175H19ZM216 174H219L218 172L216 173ZM220 174H221V172H220ZM223 174V173H222ZM19 175V176H18ZM38 175V176H37ZM13 176V177H14ZM42 176H46V174L44 175H42ZM217 177H218V175H216ZM12 177V178H13ZM18 177V178H17ZM215 177V176H214ZM217 177H215V179H217V180H220V177L219 178H217ZM15 178V177H14ZM39 182V183H37V181ZM222 180H224V179H222ZM222 180H220L221 182H222ZM54 181V182H53ZM58 181V182H57ZM21 182V183H20ZM219 182V181H218ZM221 182H220V185H221ZM12 183V184H11ZM23 183V184H22ZM33 183V184H32ZM43 183H45L44 185H43ZM10 184V185H9ZM27 185V186H25V185ZM29 184V185H28ZM38 186H40V187H38ZM215 184V183H214ZM37 187H36V186ZM237 185V184H236ZM236 185H234L233 186V184H231V185H229V186H226V188L227 189H225V187L222 189V191H218V195H219V197L221 196V198H220V200L223 202H220L219 204H221V206L218 204V202H217V204H218V207H217V210L219 209V211L221 212V216L222 215H224V213H223V211H225V215H224V217H221L220 215L219 216H216L215 218H214V221L216 222V223H218V224H221L222 225V223H223V225H226L230 230L232 229H234L233 230V232H237V233H240V237L242 236V238H246V237H249V234H248V230H249V232H251V233H253V234H255L254 233V231L253 230H255V232L256 233H258L259 232V230L261 231V230H263V226H264V221H260V223H257V224H255V225H253L252 227H250L249 229H247V231L242 227L243 225H244V223H242L243 222V220L244 219H242V221L239 223V224H237V223H232L230 220H232V219H236L237 217V220L236 221H240L239 220V218L241 217V216H245V218H247V212L251 209V207H254L255 209H256V207L257 206H259L258 204L261 202L262 204V206L264 205V202L262 201V200H264V199H262L263 198V196H264V189H262L261 187H259L260 185H255V183H254V185H252L251 187V189L250 190H248L249 188H247V189H245V186H236ZM15 188H14V187ZM24 186V187H23ZM28 186H30V188H32V189H30ZM42 186V187H41ZM230 186H231V188H230ZM20 187V188H19ZM35 187V188H34ZM255 187V188H254ZM12 188H14V189H12ZM23 188V189H22ZM25 188H27L26 190H25ZM111 188H113V187H111ZM222 187L220 186V188H219V190L221 189ZM234 188V189H233ZM257 188V189H256ZM259 188H261L260 190H262V193L260 194L261 196H260V198H259V196H257V197H255L256 199H253V198H251V197H248V199H246L247 198V196L246 197H244L245 196V194H249V193H251V194H253L251 191L252 190H259ZM34 189V190H33ZM225 189V190H224ZM231 191H230V190ZM244 189H245V192H244ZM19 190V191H18ZM224 190V191H223ZM247 190V191H246ZM24 191V192H23ZM26 191V192H25ZM63 191V192H62ZM72 191V192H71ZM93 191H95V192H93V193H96L97 192V194H99V193H101L102 194V192H101V189H93ZM18 192V193H17ZM20 192H23V194L22 193H20ZM99 192V193H98ZM219 192L221 193V194H219ZM76 193V194H75ZM92 193V194H93ZM244 193V194H243ZM62 194H64L65 196H68V194L69 195H74V197H72V199H70L71 197H68V198H61V197H63L62 196ZM87 194H88V197H87ZM96 194V195H97ZM226 195L227 197H225V196H223V195ZM61 197H60V196ZM95 195V194H94ZM38 196V197H37ZM41 196V197H40ZM43 196V197H42ZM58 196V197H57ZM230 196V197H229ZM234 196V198H232ZM238 198H237V197ZM25 197V198H24ZM34 197V198H33ZM86 197H87V199H86ZM237 198V200H235L236 198ZM240 197H244V199L243 198H241V200L239 199ZM15 198V199H14ZM23 198H24V200H23ZM39 198H41V199H39ZM58 198H59V200H58ZM230 198H232L231 200H230ZM251 198V199H250ZM259 198V199H258ZM19 199H21V201L19 200ZM35 199V200H34ZM48 199V200H47ZM61 199H62V201H61ZM68 199V200H67ZM90 199V200H89ZM225 199V200H224ZM228 199V200H227ZM9 200H11V199H9ZM19 200V201H18ZM33 200V201H32ZM45 202H44V201ZM47 200V201H46ZM249 200H251V201H249ZM253 200L254 201H256V202H253ZM0 201H2V199L0 200ZM6 201V202H5ZM18 201V202H17ZM70 201V202H69ZM92 201V202H91ZM237 201V202H236ZM241 201V202H240ZM6 204H5V203ZM12 202V201H11ZM28 202V203H27ZM35 202V203H34ZM228 202H230V204H228ZM251 204H250V203ZM23 203V204H22ZM25 203H26V205L28 206H26L25 205ZM31 203V204H30ZM37 203H38V205H37ZM40 203V204H39ZM68 203H70V206H69V204ZM74 203H75V207H74ZM233 203H235V204H233ZM254 203H255V205H254ZM2 204H5L4 206L2 205ZM9 204V203H8ZM29 204H30V206H29ZM85 204V205H84ZM217 204L215 205V206H217ZM222 204L223 205H225V206H227L228 208H226L225 206H222ZM20 205V206H19ZM83 205V206H82ZM261 205L259 206V208L261 207ZM24 208H23V207ZM64 206V207H63ZM72 206V208H70ZM214 206V207H215ZM251 206V207H250ZM3 207H4V210H3ZM6 207V208H5ZM19 207V208H18ZM73 207H74V210H73ZM80 207V208H79ZM95 207V208H94ZM223 207H225V208H223ZM234 207H236V210H235V208ZM241 207H243V208H241ZM28 208V209H27ZM259 208H257V209H259ZM263 208H264V206H263ZM18 209V210H17ZM34 209V210H33ZM65 209V210H64ZM69 209V210H68ZM79 209H80V211H79ZM97 209H99L98 207H97ZM221 209V210H220ZM231 209H233V210H231ZM255 209H252L253 211L255 210ZM255 210L256 212L258 211V210ZM24 210V211H23ZM71 210V211H70ZM78 210V213H76V211ZM235 210V211H234ZM248 210V211H247ZM250 211V212H253V211ZM260 210H262V207L260 208ZM12 211H14L13 213H12ZM17 211H18V213H17ZM20 211V212H19ZM30 211V212H29ZM228 211V212H227ZM238 211V212H237ZM10 212V213H9ZM98 212V213H97ZM233 212V213H232ZM245 212V213H244ZM11 214V215H9V214ZM20 213V214H19ZM59 213V214H58ZM60 213H62V214H60ZM70 213V214H69ZM73 213V214H72ZM233 215H231V214ZM244 213V214H243ZM8 216H6V215ZM14 214V215H13ZM77 216H76V215ZM29 215H30V217H29ZM40 215V216H39ZM72 215V216H71ZM81 215V216H80ZM9 216H11V217H9ZM25 216V217H24ZM27 216V217H26ZM62 216L64 217V218H62ZM68 216V217H67ZM79 216V217H78ZM97 216V217H96ZM230 216V217H229ZM232 216V217H231ZM38 217V218H37ZM45 219H44V218ZM75 217V218H74ZM28 218V219H27ZM35 219V222H34V219ZM42 218V219H41ZM228 218V219H227ZM244 218V217H243ZM14 219V220H13ZM18 219V220H17ZM23 219H24V221H23ZM37 219H39V222L40 223H38V220ZM61 219V220H60ZM70 219V220H69ZM96 219V220H95ZM5 220V221H4ZM11 220V221H10ZM49 221V223H45V221ZM7 221H9V222H7ZM44 221V222H43ZM57 221H59V222H61V223H59V222H57ZM63 221H65V225H64V222ZM69 221V222H68ZM219 221V222H218ZM228 221V222H227ZM0 222H1V219H0ZM3 222H1L0 224H3ZM6 222V223H5ZM13 222V223H12ZM18 222H21V223H18ZM51 222V223H50ZM107 222V223H106ZM262 222V223H261ZM10 223V224H9ZM15 223H17V225H19V226H17ZM44 223H45V225H44ZM3 224V225H4ZM52 224H53V226H52ZM55 224V225H54ZM70 224V225H69ZM73 224V225H72ZM233 224H235V225H233ZM241 224V225H240ZM261 224V225H260ZM47 225L48 226H50V228L49 227H47ZM59 225H60V228H59ZM110 225V226H109ZM118 225H120V226H118ZM263 225V226H262ZM21 226V228H23ZM29 226V227H28ZM38 226V227H37ZM44 226H46V227H44ZM57 226V227H56ZM70 226V227H69ZM1 227H3L2 225H1ZM7 227V226H6ZM8 227V228H9ZM28 229H27V228ZM62 227V228H61ZM69 227V230L67 229V228ZM104 227H106V228H104ZM147 227V228H146ZM164 227V226H163ZM163 227H156L155 228V231H151V228H152V224H151V226L150 225H148V226H145V228H143V229H145V230H143L144 232H147L146 230H148V232L149 233H151L150 235H148L147 237L148 238H154L155 236V240L153 239H151L150 241H151V243L154 245V243L153 242H155V245L153 246V250L151 251H149L148 253H146L145 254V256H143V258L144 259H147V260H149V261H147V263L146 264H154V262H155V264H170V263H173V264H175L176 263V261L175 260H177V257L174 259V260H168V253L166 252L165 253V255H164V257H166V258H164L163 260H161L160 261V257L161 256H158V254H160V253H158L159 251H158V249H157V247L158 246H163L161 243H165V241H163V239L164 240H166V235H167V233H166V229L164 230V228ZM257 227H259V228H256ZM46 228V229H45ZM55 228V229H54ZM65 228L68 230V232H67V230H65ZM71 228V229H70ZM100 228H102V229H100ZM110 229V231H112V230H114V231H116L117 233L116 234H118L117 236L115 235V232H108V230ZM115 228H116V230H115ZM132 228V232L130 231V229ZM162 228V229H161ZM244 230H243V229ZM251 228H252V231H251ZM262 228V229H261ZM107 229V230H106ZM150 229V230H149ZM156 229H157V231H156ZM27 230V231H26ZM45 232H44V231ZM51 230V231H50ZM65 230V231H64ZM70 230H72L71 231V234H69L70 233ZM100 230H102V231H100ZM134 230H136V231H134ZM142 230V229H141ZM160 231V233H159V231ZM236 230V231H235ZM257 230V231H256ZM55 231H56V233L58 232V234H55ZM102 232V233H100V232ZM105 231H107V234H105L106 232ZM122 231V230H121ZM124 231V230H123ZM134 231V232H133ZM142 231V232H143ZM151 231V232H150ZM239 231V232H238ZM43 232V233H42ZM48 232V233H47ZM60 232V233H59ZM64 232V233H63ZM105 232V233H104ZM148 232H147V234H148ZM154 232V233H153ZM157 232V233H156ZM263 232H264V230H263ZM42 233V234H41ZM86 235H84V234ZM94 233V234H93ZM100 233V234H99ZM131 233V234H130ZM152 233H153V235H152ZM162 233H163V235H162ZM244 233V234H243ZM250 233V235H252ZM39 234V235H38ZM44 234V235H43ZM46 234H48V235H46ZM97 234H98V236H97ZM102 234H104V235H106V237H104V235H102ZM111 234V235H110ZM113 234V235H112ZM126 234V235H125ZM161 234V235H160ZM242 234V235H241ZM25 235H27V234H25ZM52 235V236H51ZM62 235H63V237H62ZM122 235V236H121ZM132 235V236H131ZM136 235V234H135ZM157 235H159V236H157ZM244 235V236H243ZM258 235V234H257ZM30 236H32V237H30ZM44 236V237H43ZM57 237V236H60V238H59V240H61L60 241V244H61V246H55L54 244H53V242L51 241V238H53V237ZM66 236V237H65ZM90 236V237H89ZM107 236H109V238L107 237ZM113 236V237H112ZM126 236V237H125ZM144 236V235H143ZM151 236H153V237H151ZM1 237V236H0ZM30 237V238H29ZM36 237V238H35ZM55 237V238H56ZM102 237V238H101ZM130 237V238H129ZM258 237V236H257ZM261 237V238H260ZM260 237H258L257 238V240L260 238V240H258L259 242L260 241H263L264 242V237L263 236H260ZM33 238V239H32ZM46 238V239H45ZM50 238V239H49ZM108 239L107 241L105 240V239ZM110 238H111V240H110ZM143 238H145L146 239V236L145 237H143ZM158 238V239H157ZM31 239H32V242H29V241H31ZM47 239H49V240H47ZM68 239V240H67ZM85 239V240H84ZM115 239V240H114ZM145 239H143V240H145ZM224 238H222L221 239V243L223 242V241H225V239L223 240ZM35 240H37V242L39 243V244H37V242H35ZM38 240H40V241H38ZM45 240V241H44ZM75 240V241H74ZM100 240V241H99ZM104 240V241H103ZM47 241V242H46ZM51 241V242H50ZM81 241H79V242H81ZM106 241V242H105ZM110 241H112V243L110 242ZM115 243H114V242ZM129 241V240H128ZM146 241H148V239L146 240ZM160 241H161V243H160ZM29 242V243H28ZM42 242V243H41ZM97 244H96V243ZM103 244H102V243ZM142 242H145V241H142ZM158 242H159V244H158ZM49 243V244H48ZM74 243V244H73ZM93 243V244H92ZM108 243H109V245H108ZM124 243V245H125V243H126V241L125 242H123ZM123 243L121 244V246H123ZM148 243H150V242H148ZM150 243V244H151ZM23 244V245H22ZM29 244V245H28ZM41 244V245H40ZM96 244V245H95ZM105 244H107L106 246H105ZM156 244H158V245H156ZM31 245V246H30ZM36 245V246H35ZM44 245H45V247H44ZM53 245V246H52ZM101 245H102V247H101ZM27 246H29V248L27 247ZM35 246V247H34ZM155 246H156V248H155ZM24 247H25V250H24ZM34 247V248H33ZM72 247V246H71ZM95 247V248H94ZM123 247H125V246H123ZM263 247V246H262ZM92 248L91 249H89V250H87V254H92L93 252H92ZM118 248H122V247H118ZM106 249V250H107ZM111 249V250H110ZM117 249V248H116ZM126 249V248H125ZM155 249H157V250H155ZM259 250H262V248L261 247H259L258 248ZM257 249V251H259ZM57 251V252H56ZM158 251V252H157ZM32 252V253H31ZM92 252V253H91ZM153 252H154V254H153ZM40 253V254H39ZM112 253V252H111ZM113 253H112V256H114L113 255ZM152 253V254H151ZM183 254V253H182ZM189 255L190 254H193V251L192 252H190V253H188ZM5 255H7L6 253H3V254H1L0 255V260H2L1 259V257L2 258H4L3 259V261L4 260H6V262H7V260L9 259L8 257H9V255H8V257L7 256H5ZM32 255H33V257H32ZM52 255V256H51ZM157 255V256H156ZM181 255V254H180ZM27 256V257H26ZM29 256H31V257H29ZM51 258H50V257ZM99 256V255H98ZM148 256V258H146ZM151 256V257H150ZM191 256V255H190ZM37 257V258H36ZM49 259H48V258ZM54 257V258H53ZM96 257H97V255H96ZM100 257V256H99ZM125 258L124 259H126V256H124ZM159 257V258H158ZM6 258V259H5ZM8 258V259H7ZM30 258H32V260L30 259ZM39 258V259H38ZM43 260V259H45V260H41V259ZM109 258H112V257H109ZM108 258V259H109ZM155 258L157 259V261H159V262H156V261H154L155 260ZM192 258L194 259L195 258V255L193 254L192 255ZM94 259H96V258H94ZM97 259H98V257H97ZM96 259V260H97ZM113 259V258H112ZM31 260V261H30ZM49 260V261H48ZM53 260V261H52ZM114 260V259H113ZM195 260V259H194ZM39 261V262H38ZM51 261V262H50ZM58 261V262H57ZM154 261V262H153ZM171 261H173V262H171ZM175 261V262H174ZM5 262V261H4ZM4 262L2 263V261H0V264H4ZM57 262V263H56ZM109 262H111V260L109 259L108 260V263ZM6 264V263H5ZM61 264H64L63 262L61 263ZM145 264V263H144ZM176 264H178V263H176Z\"/></svg>",
	"mask_w": 264,
	"mask_h": 264
}]
</instances>
